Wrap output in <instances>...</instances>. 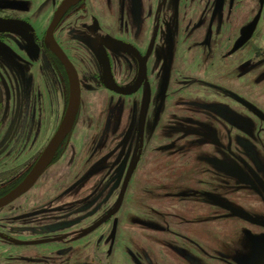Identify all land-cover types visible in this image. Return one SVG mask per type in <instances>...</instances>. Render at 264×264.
<instances>
[{
  "label": "flooded vegetation",
  "instance_id": "flooded-vegetation-1",
  "mask_svg": "<svg viewBox=\"0 0 264 264\" xmlns=\"http://www.w3.org/2000/svg\"><path fill=\"white\" fill-rule=\"evenodd\" d=\"M204 1L153 0L148 17L151 30L143 43L139 31L143 0L135 9L133 0L0 1V198L16 190L35 170L65 118L73 86L80 93L73 127L48 165L29 190L0 208V212L7 210L1 216L6 220L0 219V264H79L96 230H117L120 217L111 213L107 191L116 180L119 198H125L132 181L128 177L132 164L137 165L144 155L152 157L158 151L161 142L157 133L147 134L148 120L149 116L156 117L160 102L158 95L152 99L154 90L162 87L156 82V73L162 76L165 70L169 76L171 72L167 87L170 110L175 114L181 107L193 116L199 115L174 119L181 140H193L202 146H193L183 153H188L189 159L197 155L208 161L212 170L224 178L214 179L213 174L205 181L195 180L189 174L183 184L186 190L164 189L165 194L156 197L160 200L161 209L157 211L162 221L154 226L158 230L175 229L172 232L192 245L181 251H200L212 262L199 259L202 264H248L244 262L248 258L253 264H264V256L246 236L247 229L257 228L264 233V100H257L259 93L254 91L255 85L264 83V71L260 70L264 46L257 36L264 4L257 11L252 10L244 28L239 29L238 0H209L192 26L191 21L197 18L194 15L200 12L195 3L201 5ZM132 10L139 18L137 29L129 18ZM197 28H204V33L200 39L192 40L191 48L196 52L208 49L210 57L204 71L199 72L200 79L192 76L188 68V41L191 29L193 33ZM181 49L184 53L177 57ZM245 78L250 79L251 86L242 85ZM197 79L201 86L223 88L225 93L216 88L221 100L191 103L176 97L199 84ZM102 91L140 98L137 131L128 137L117 134L114 157L107 172L102 173L104 180H111L103 185L101 178L90 188L85 202L75 199L71 206L63 208L61 182H51L62 175L54 166L71 152L68 149L87 105L84 96ZM167 139L160 146L171 149L169 141L173 138ZM150 167L135 171L136 176L150 175ZM88 172L90 177L97 174H91L92 169ZM192 186L193 190L188 189ZM56 191L58 194H54ZM199 199L206 206L205 212L216 220H223L225 214L249 223L247 229L241 230L244 247H236L230 253L220 248L210 251L198 247L200 243L193 240L191 232L182 230V234L176 227H168L169 219H189V204ZM249 216L260 223L246 220Z\"/></svg>",
  "mask_w": 264,
  "mask_h": 264
},
{
  "label": "rangeland",
  "instance_id": "rangeland-1",
  "mask_svg": "<svg viewBox=\"0 0 264 264\" xmlns=\"http://www.w3.org/2000/svg\"><path fill=\"white\" fill-rule=\"evenodd\" d=\"M208 1L205 0L204 4L201 5L198 2H194L195 7H198L196 9L200 10V12L194 15L197 18L191 21L192 26L202 16L201 10L208 6ZM238 1L236 23L240 29L244 28L243 25L249 20L248 17L252 15L251 11H257L264 3L263 0ZM143 2V14L142 16L139 15L142 18V25L139 29L141 31L140 39L142 43L146 41V37H148L151 30L148 17H150L149 14L153 0H143ZM132 5L134 6L133 9L138 8L140 6V0H133ZM137 17V14L132 10L129 18L132 20V25L136 29L139 27L135 25V23L139 22V18ZM203 30L204 28H200L198 31L192 33L193 29H191L190 40L188 41L190 55L188 68L192 76L199 77V79L202 78L199 72L202 73L204 68H206L205 65L210 61L209 50L198 49L196 52V49L191 48V46H194L192 42L194 38L200 39V36H202L200 34L204 33ZM257 36L260 37L259 41L264 46V14L262 15ZM182 49L179 54L176 53L177 57L184 53ZM156 61L160 60L158 59ZM261 65L263 67L260 70L264 71V63H261ZM170 76L166 70L165 72L163 71L162 76L156 73V77H158L156 82L162 84L163 88L161 87L159 90L155 89L152 94V99L154 100L156 95H158L160 102L155 112L156 117L149 116L150 119L148 121L150 122L147 134L150 135L152 132L157 133L161 143H167V138H173L172 141H169L172 148L166 149L160 146V143L158 145V151L152 157L144 155V158L140 159L137 165L132 164V168L128 172V177L132 181L125 198H123L124 200L121 197L119 198L118 181L115 180L109 186L106 200L109 202L108 205L110 206L111 213L113 212L120 217L119 223L117 224L118 228L115 231L113 229L109 230L107 227L96 230L94 236L89 239L92 240V244L81 255L82 258L79 260V264H84L85 262H89L87 264H202L199 259L206 263H212L211 261H207L206 256L198 253L200 251L194 250L193 254H187L181 251L182 249L191 248L190 246L192 245L188 240L179 238L176 232H172L175 229L171 228L174 227L179 232L181 231L180 233H182V230L191 232L190 235L193 237V240L198 242V244L200 243L197 246H203L210 251H215L220 248L224 252L230 253L236 247H244L246 244L241 230L244 227L247 229L249 223L246 224L241 220L236 221L234 218H227L225 214H223V220H216L211 216L212 214L205 212L204 208L206 209V206L203 205L204 203L200 199L197 201L193 200L189 204L190 206L186 212L188 214L186 218H189L187 219L188 221L185 219L183 222H178L177 220H173V218L172 220L169 219L168 227L171 230H158L157 226H154L156 225L155 223H159V220L162 221L160 219L161 215L158 212L161 209L160 200L156 197L165 194L166 191L164 189L174 192L182 190L184 188L183 184L188 181L187 176L189 174L195 180L200 178L205 181L213 174H216L214 179L224 178V176L220 177L218 173L212 170L213 166L208 161L196 157L197 155L189 159L187 158L188 153H183V150L186 151V149L188 150L198 145H195L193 140H181L179 134L176 133L179 127H174V119L178 117V120H184L183 118H194L199 117V115L196 113V116H193L191 111L186 110V108L183 110L181 107L178 108V112H175V114L170 110L168 103L171 100L170 95L167 94L168 80L171 79ZM198 83L197 85H192L187 90L185 89L181 93L182 95L176 97H180V99L183 97L186 102L191 103H212L221 100L216 91V88L219 90L221 87L211 84L201 86L202 83L200 80H198ZM249 83H251L250 79L245 78L242 85L244 87L251 86ZM254 89L256 94L257 92L259 93L257 100L263 102L264 83L255 85ZM220 90L222 93H225L223 88ZM84 98L87 101V105L82 110L81 120L78 122L76 133L68 149L71 152L66 153L61 162L54 166L58 172H61V179L56 178L51 181L61 182L60 197L62 198V203L60 206L63 208L71 206L75 199L85 202V198L91 192L90 188L101 178L103 185L108 183L109 179L111 180V177L104 180L102 173L107 172L112 162V157H114L115 148L113 147L117 144V134L128 137L130 133H136L137 131V120H139L141 106V101H139L140 98L138 96L123 98L112 95L107 91H102L101 93H87ZM135 102H139L137 106L134 105ZM152 110L150 111V115ZM33 140L35 141V138ZM33 143H31V146ZM198 147L200 149L202 148L200 145ZM173 159L177 160V162L173 163ZM0 165H2L1 159ZM146 166H151L150 168L153 169L151 171L152 173L150 175L139 174L136 176V172L139 170L141 172ZM88 169L93 170L91 174L96 171L97 174L90 177L87 175V173L89 174ZM52 175L54 176V174ZM76 179L77 181H75ZM207 183L210 185L214 184L209 181ZM184 189L186 190L187 188ZM188 189L193 190L194 187L192 186V188ZM58 192L56 191L54 194H58ZM4 214H7V210L0 212L1 220H6L4 217H1ZM78 218H81V216ZM246 220L258 222L250 216ZM86 223V221H83V224ZM247 231L246 236L249 241L253 242L252 246L256 247L257 251L264 256V233H259L260 231L257 228L247 229ZM196 249L199 250V248ZM244 262L253 264L250 258Z\"/></svg>",
  "mask_w": 264,
  "mask_h": 264
},
{
  "label": "water",
  "instance_id": "water-1",
  "mask_svg": "<svg viewBox=\"0 0 264 264\" xmlns=\"http://www.w3.org/2000/svg\"><path fill=\"white\" fill-rule=\"evenodd\" d=\"M69 3V2H68ZM79 89H77V86H73L72 93H71V100L70 105L68 109L66 110L65 118L63 119V122L61 123V126L59 130L57 131L56 135L53 136L49 146L45 150L44 154L42 155L41 159L38 163H36L35 170L31 173L28 178L22 182L16 190H13V192L7 194L6 196L0 198V208L3 206H6L8 203H10L14 198L21 195L27 189L32 186V184L37 179V176L40 175V173L43 171V169L48 165L50 160L52 159L55 149H57L58 145L61 143V141L65 138V135H67L72 127L73 123L76 118L77 109L79 107Z\"/></svg>",
  "mask_w": 264,
  "mask_h": 264
}]
</instances>
